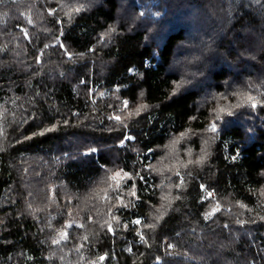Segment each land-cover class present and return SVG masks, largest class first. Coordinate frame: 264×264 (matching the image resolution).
<instances>
[{
    "label": "trees",
    "instance_id": "obj_1",
    "mask_svg": "<svg viewBox=\"0 0 264 264\" xmlns=\"http://www.w3.org/2000/svg\"><path fill=\"white\" fill-rule=\"evenodd\" d=\"M0 264H264V0H0Z\"/></svg>",
    "mask_w": 264,
    "mask_h": 264
},
{
    "label": "snow or ice",
    "instance_id": "obj_2",
    "mask_svg": "<svg viewBox=\"0 0 264 264\" xmlns=\"http://www.w3.org/2000/svg\"><path fill=\"white\" fill-rule=\"evenodd\" d=\"M116 119H119V117H116ZM213 131H215V126L213 125ZM137 223H139V221H137Z\"/></svg>",
    "mask_w": 264,
    "mask_h": 264
}]
</instances>
